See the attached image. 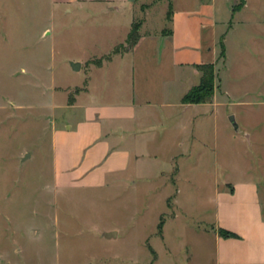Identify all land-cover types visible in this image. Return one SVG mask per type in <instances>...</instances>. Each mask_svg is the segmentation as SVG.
Segmentation results:
<instances>
[{
    "label": "rangeland",
    "instance_id": "374dc122",
    "mask_svg": "<svg viewBox=\"0 0 264 264\" xmlns=\"http://www.w3.org/2000/svg\"><path fill=\"white\" fill-rule=\"evenodd\" d=\"M227 1L215 0L216 50L229 25L238 35L228 44L227 69L220 58L215 71L229 99L219 87L213 105L180 118V138L164 140L142 177L99 189H56L50 135L65 111L53 109L54 87H82L87 76L71 72L68 59L85 52L99 58L114 44L100 39L83 45L82 21L51 0H0V264H217L215 191L225 182L256 179L264 214V182L258 180L264 178V99L256 92L242 98L246 88H257L252 38L264 18V0H245L243 13L233 16ZM167 3L137 1L135 21L146 13L139 8L150 6L147 27H164L160 14ZM114 49L123 52L126 44ZM152 52L144 46L135 61L145 57L153 68ZM132 62L130 56L111 68L128 69ZM100 79H91L94 92ZM193 83L180 84V91ZM107 230L118 231L117 238L104 239Z\"/></svg>",
    "mask_w": 264,
    "mask_h": 264
},
{
    "label": "crops",
    "instance_id": "0c3cea01",
    "mask_svg": "<svg viewBox=\"0 0 264 264\" xmlns=\"http://www.w3.org/2000/svg\"><path fill=\"white\" fill-rule=\"evenodd\" d=\"M137 1L140 0H51L62 13L75 15L82 21L79 33L84 39L83 45L98 43L100 39H109L114 44L110 53L99 58L85 52L82 58L68 59L71 72L83 70L87 76L82 87H54L53 109L65 111L59 117L55 115L59 127L52 128L50 135L56 189H99L142 177L138 174L146 172V163L158 156L164 140L180 138V118L194 108L213 105L217 89H222L221 78H217L215 71L216 88L211 103L181 102L199 83L201 74L194 66L213 63L215 68L221 58V42L224 69L228 67V44L238 33L235 34L234 25H229L218 37L219 50H216L215 0H165L167 10L160 14L164 27L160 23L162 26L154 30L147 27L150 6L140 7V11L146 13L143 19L135 21ZM236 1H227L232 16L243 13L246 8L245 0H240V6L233 8ZM175 2L187 6L174 9ZM133 23L140 24L137 43L129 50L111 54L115 46L126 44ZM255 25L257 32L252 40L257 44V88L255 91L246 88V96L242 98L256 92L258 98L264 99V18ZM204 32L209 41H204ZM146 45L153 50L149 55L151 69L145 57L140 63L134 58ZM209 45L212 47L208 48ZM109 55L108 60L104 59ZM130 56L133 62L128 69L111 68ZM96 59L102 60L100 65L91 63ZM71 64H79V70H72ZM95 75L101 78L97 92L91 81ZM149 76L151 79L146 81ZM190 79L196 83L180 91V84ZM71 90H75L74 93L71 94ZM222 92L229 99L223 89ZM158 127L161 129H155ZM176 145L180 148L179 141ZM258 180L264 182L261 175ZM214 218L215 228L237 236L223 239L214 234L217 264H264V214L256 179L246 177L233 184L225 182L223 189L215 191ZM108 232L116 234L111 239L117 238L116 230L103 231L102 237Z\"/></svg>",
    "mask_w": 264,
    "mask_h": 264
},
{
    "label": "trees",
    "instance_id": "16d2710c",
    "mask_svg": "<svg viewBox=\"0 0 264 264\" xmlns=\"http://www.w3.org/2000/svg\"><path fill=\"white\" fill-rule=\"evenodd\" d=\"M170 18V9L168 11V19ZM139 23H133L131 30L126 39V50L131 49L139 39ZM221 54L220 57L224 56V49L222 42L220 43ZM124 50V51H126ZM113 54L119 53L117 49H114ZM110 56H107L108 60ZM102 60L97 62L100 65ZM194 68L201 74L200 80L197 86L191 88L181 99L182 104H206L211 103L215 92V68L213 63H202L195 65ZM217 235L223 239L236 238L237 236L229 231L218 229Z\"/></svg>",
    "mask_w": 264,
    "mask_h": 264
},
{
    "label": "water",
    "instance_id": "95a60500",
    "mask_svg": "<svg viewBox=\"0 0 264 264\" xmlns=\"http://www.w3.org/2000/svg\"><path fill=\"white\" fill-rule=\"evenodd\" d=\"M72 70L74 71H78L79 70V64H71L70 65ZM229 121L231 122V124L234 126V127H237L235 122H234V117L233 116H230L229 117ZM28 155H26L25 157H27ZM116 237V234L114 232H108V233H105L104 234V238H107V239H111V238H115Z\"/></svg>",
    "mask_w": 264,
    "mask_h": 264
}]
</instances>
